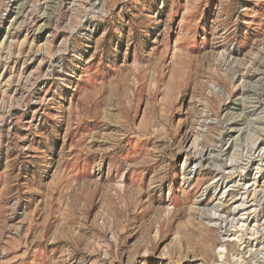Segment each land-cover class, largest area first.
<instances>
[{"label":"rangeland","instance_id":"obj_1","mask_svg":"<svg viewBox=\"0 0 264 264\" xmlns=\"http://www.w3.org/2000/svg\"><path fill=\"white\" fill-rule=\"evenodd\" d=\"M0 264H264V0H0Z\"/></svg>","mask_w":264,"mask_h":264},{"label":"bare ground","instance_id":"obj_2","mask_svg":"<svg viewBox=\"0 0 264 264\" xmlns=\"http://www.w3.org/2000/svg\"><path fill=\"white\" fill-rule=\"evenodd\" d=\"M190 172H192V170H191V169H188L187 172H186V174H187V175H190ZM192 173H193V172H192Z\"/></svg>","mask_w":264,"mask_h":264}]
</instances>
